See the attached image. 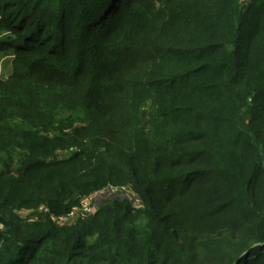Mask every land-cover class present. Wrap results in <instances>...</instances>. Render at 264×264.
I'll return each mask as SVG.
<instances>
[{
  "label": "trees",
  "instance_id": "16d2710c",
  "mask_svg": "<svg viewBox=\"0 0 264 264\" xmlns=\"http://www.w3.org/2000/svg\"><path fill=\"white\" fill-rule=\"evenodd\" d=\"M0 54V264H264V0H0Z\"/></svg>",
  "mask_w": 264,
  "mask_h": 264
},
{
  "label": "built area",
  "instance_id": "2783aa9c",
  "mask_svg": "<svg viewBox=\"0 0 264 264\" xmlns=\"http://www.w3.org/2000/svg\"><path fill=\"white\" fill-rule=\"evenodd\" d=\"M112 193L114 194V193H116V191L107 190V191H103V192H99V193H95V194L91 195L90 197L86 198L82 202V207L75 208L73 213L67 218L66 217L59 218V222L65 223V222H68L70 220H73L76 217H87L88 215L93 214L96 211L97 207H99L110 194L112 195ZM103 194H105V195H103ZM102 195H103V198L100 197ZM99 197H100V199L98 201Z\"/></svg>",
  "mask_w": 264,
  "mask_h": 264
},
{
  "label": "rangeland",
  "instance_id": "374dc122",
  "mask_svg": "<svg viewBox=\"0 0 264 264\" xmlns=\"http://www.w3.org/2000/svg\"><path fill=\"white\" fill-rule=\"evenodd\" d=\"M10 55L12 56V53H10ZM10 55L7 58H4V55L0 54V78L7 77L9 75L10 61H11V58H12ZM103 195H105V194H103ZM103 195L100 196V197L103 198ZM126 195L130 196V192L127 193ZM100 197L98 198V201H99Z\"/></svg>",
  "mask_w": 264,
  "mask_h": 264
}]
</instances>
